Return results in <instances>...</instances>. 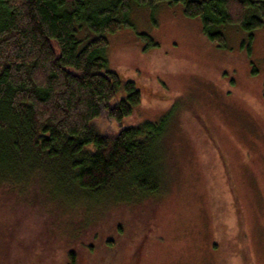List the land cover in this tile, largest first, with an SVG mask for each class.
Returning a JSON list of instances; mask_svg holds the SVG:
<instances>
[{"label": "rangeland", "instance_id": "1", "mask_svg": "<svg viewBox=\"0 0 264 264\" xmlns=\"http://www.w3.org/2000/svg\"><path fill=\"white\" fill-rule=\"evenodd\" d=\"M129 19L105 57L145 93L128 117L102 112L93 126L115 137L167 120L161 193L52 202L42 178L0 188V264H69L70 252L73 264H264V28L250 40L224 26L220 48L180 4H133Z\"/></svg>", "mask_w": 264, "mask_h": 264}, {"label": "trees", "instance_id": "2", "mask_svg": "<svg viewBox=\"0 0 264 264\" xmlns=\"http://www.w3.org/2000/svg\"><path fill=\"white\" fill-rule=\"evenodd\" d=\"M161 3L182 5L220 48L224 26L250 40L264 28V0H0V188L42 178L52 202L66 190L110 196L111 203L161 193L158 150L167 120L115 137L93 126L102 112L115 121L128 117L145 93L108 68L107 36L131 26L133 4ZM68 256L73 264L75 253Z\"/></svg>", "mask_w": 264, "mask_h": 264}]
</instances>
